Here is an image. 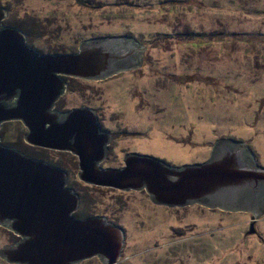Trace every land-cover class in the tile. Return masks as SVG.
Masks as SVG:
<instances>
[{
  "label": "rangeland",
  "instance_id": "374dc122",
  "mask_svg": "<svg viewBox=\"0 0 264 264\" xmlns=\"http://www.w3.org/2000/svg\"><path fill=\"white\" fill-rule=\"evenodd\" d=\"M0 8L9 11L3 26L40 55L75 54L103 38L144 48L139 65L103 79L64 77L55 110L95 111L110 134L103 169H122L132 153L179 168L204 163L221 139L264 147V0H0ZM26 133L6 122L1 143L66 173L80 200L75 218L123 229L117 264H264V215L169 208L145 190L86 184L76 156L30 146ZM18 241L0 224V250Z\"/></svg>",
  "mask_w": 264,
  "mask_h": 264
},
{
  "label": "water",
  "instance_id": "95a60500",
  "mask_svg": "<svg viewBox=\"0 0 264 264\" xmlns=\"http://www.w3.org/2000/svg\"><path fill=\"white\" fill-rule=\"evenodd\" d=\"M8 16L0 8V127L20 121L30 146L70 152L86 184L145 190L152 203L169 208L199 204L249 211L255 219L264 215V147L221 139L204 163L179 168L132 153L122 169H103L110 134L95 111L55 110L67 88L64 77L103 79L139 65L144 48L125 37L103 38L83 43L75 54L40 55L20 30L3 26ZM79 201L63 170L3 145L0 138V224L19 237L0 250V258L11 264H80L96 258L117 264L123 229L103 217L75 218Z\"/></svg>",
  "mask_w": 264,
  "mask_h": 264
},
{
  "label": "trees",
  "instance_id": "16d2710c",
  "mask_svg": "<svg viewBox=\"0 0 264 264\" xmlns=\"http://www.w3.org/2000/svg\"><path fill=\"white\" fill-rule=\"evenodd\" d=\"M79 217V215H77Z\"/></svg>",
  "mask_w": 264,
  "mask_h": 264
}]
</instances>
